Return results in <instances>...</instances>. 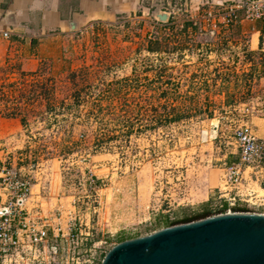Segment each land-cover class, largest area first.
Returning <instances> with one entry per match:
<instances>
[{
    "label": "rangeland",
    "instance_id": "374dc122",
    "mask_svg": "<svg viewBox=\"0 0 264 264\" xmlns=\"http://www.w3.org/2000/svg\"><path fill=\"white\" fill-rule=\"evenodd\" d=\"M183 4L143 0L134 19L69 37L54 67L0 70V159L33 177L50 237L88 224L96 264L121 241L215 215L221 168L237 156L228 106L250 98L219 97L231 86L210 75L231 47L182 38ZM157 9L177 22L168 29ZM153 39L161 50H148ZM257 176L242 180L255 204L239 209L264 214V171ZM65 258L64 248L56 264Z\"/></svg>",
    "mask_w": 264,
    "mask_h": 264
},
{
    "label": "crops",
    "instance_id": "0c3cea01",
    "mask_svg": "<svg viewBox=\"0 0 264 264\" xmlns=\"http://www.w3.org/2000/svg\"><path fill=\"white\" fill-rule=\"evenodd\" d=\"M238 1L241 0H188L187 10L183 8L187 13L180 18L181 37L197 36V47H231L230 56L213 65L210 79L218 85L231 86L217 94L220 98L228 99L232 93L244 94L260 105L251 123L256 135L264 140V25L261 21L244 20L225 25L220 16L212 35L210 27L201 21L194 24L203 11L211 9L221 14ZM142 3L143 0H0V70L14 66L21 74L35 75L42 66L54 67L69 37L98 24L132 20L143 8ZM168 12L170 29L177 20L171 10ZM4 31H8L7 37ZM242 103L228 106L229 113L236 117L233 111ZM238 154L237 151V156L229 161L238 160Z\"/></svg>",
    "mask_w": 264,
    "mask_h": 264
},
{
    "label": "built area",
    "instance_id": "2783aa9c",
    "mask_svg": "<svg viewBox=\"0 0 264 264\" xmlns=\"http://www.w3.org/2000/svg\"><path fill=\"white\" fill-rule=\"evenodd\" d=\"M220 16L225 25H234L242 20L261 21L264 25V0H241L228 5L221 14L207 9L194 19V24L201 21L205 27H210L213 35L217 29L216 19ZM8 34V31L3 32L5 37ZM226 52L230 53V49ZM238 106L233 111L237 113L236 117L231 115L227 118L239 160L224 163L221 168L217 187L221 203L215 215L250 212L239 209V203L255 204L250 201L253 191L248 188L242 190V180L248 174L258 183L257 175L264 171V140L256 135L251 123L258 107L251 99ZM17 167L8 163L7 157L3 161L0 159V264H56L59 252L64 248L65 261L59 260L58 264H96L99 245L91 241L88 224L85 223L83 230L75 228L74 222L69 223L67 233L56 231L50 237L48 220H45L50 213L43 215L45 197L36 194L39 199H32L33 177L26 173L24 166ZM247 195L251 198L243 197ZM79 225H83L82 222Z\"/></svg>",
    "mask_w": 264,
    "mask_h": 264
},
{
    "label": "water",
    "instance_id": "95a60500",
    "mask_svg": "<svg viewBox=\"0 0 264 264\" xmlns=\"http://www.w3.org/2000/svg\"><path fill=\"white\" fill-rule=\"evenodd\" d=\"M153 14L158 22L170 16ZM99 264H264V214L222 213L169 226L115 244Z\"/></svg>",
    "mask_w": 264,
    "mask_h": 264
},
{
    "label": "trees",
    "instance_id": "16d2710c",
    "mask_svg": "<svg viewBox=\"0 0 264 264\" xmlns=\"http://www.w3.org/2000/svg\"><path fill=\"white\" fill-rule=\"evenodd\" d=\"M163 46V44L160 42V40H155V41H151L148 43L147 47H148V50L149 51H159L161 50V47ZM263 188H264V184L262 185ZM225 206L223 207V210H224ZM212 214L211 212L209 211H205L199 215H195L193 217H188V218H184L181 223H186V222H190V221H193V220H196V219H199V218H203V217H206L208 215Z\"/></svg>",
    "mask_w": 264,
    "mask_h": 264
}]
</instances>
